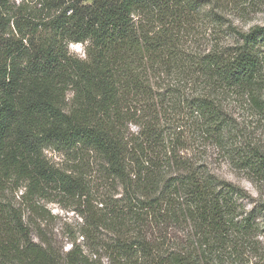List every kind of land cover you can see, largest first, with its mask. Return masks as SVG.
<instances>
[{"label": "trees", "instance_id": "16d2710c", "mask_svg": "<svg viewBox=\"0 0 264 264\" xmlns=\"http://www.w3.org/2000/svg\"><path fill=\"white\" fill-rule=\"evenodd\" d=\"M17 1L0 0V264H228L256 218L191 149L232 131L225 93L264 120V26L231 27L232 45L203 53L186 38L205 17L223 27V11L264 0ZM242 156L264 176V153ZM22 189L42 219L37 201L73 202L70 249L40 225L34 237L7 198Z\"/></svg>", "mask_w": 264, "mask_h": 264}, {"label": "rangeland", "instance_id": "374dc122", "mask_svg": "<svg viewBox=\"0 0 264 264\" xmlns=\"http://www.w3.org/2000/svg\"><path fill=\"white\" fill-rule=\"evenodd\" d=\"M19 2L18 0L17 4ZM246 6L247 10L244 14L223 11V27L217 26L207 17L203 18L186 38L188 50L203 53L209 52L218 44L232 45L235 34L231 27L248 32L256 26H264V1L257 5L250 2ZM208 9L206 8V12L209 11ZM70 51L84 57V47L80 44L71 45ZM220 101L227 120L233 125L232 131L226 134L220 144L205 141L198 136L199 139L191 150L193 156L202 158L208 164L211 173L244 191L246 198L240 202L239 215L245 216L252 212L256 218L257 231L250 242L241 249L233 248L229 252L228 264H264V176L249 171L241 163L242 155H246L249 150L257 149L264 153V120L255 117L250 104L234 93L221 95ZM133 131H136L135 127ZM46 155L50 162L59 168L69 169L71 166L67 159L53 151L46 152ZM88 175L89 181H97L99 178L96 172H89ZM22 191L24 192V189L17 193L9 192L7 198L24 210L26 219L29 217L32 219L34 237H36V227L40 225L48 239L65 247V251L70 249L71 233L76 231L81 223V219L73 211V202L64 199L60 204L48 200L37 201L43 211H47L43 214L45 219H42L39 215L29 212L26 204L22 205L20 199Z\"/></svg>", "mask_w": 264, "mask_h": 264}]
</instances>
